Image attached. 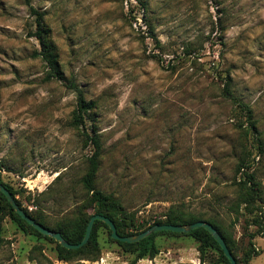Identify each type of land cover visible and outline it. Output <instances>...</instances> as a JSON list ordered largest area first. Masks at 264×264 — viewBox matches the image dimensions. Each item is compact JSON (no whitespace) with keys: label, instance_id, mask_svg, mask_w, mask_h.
<instances>
[{"label":"rangeland","instance_id":"obj_1","mask_svg":"<svg viewBox=\"0 0 264 264\" xmlns=\"http://www.w3.org/2000/svg\"><path fill=\"white\" fill-rule=\"evenodd\" d=\"M63 79L32 35L24 0H0V179L53 227L78 211L92 147L72 125L80 89L101 140L96 186L140 220L170 206L213 219L242 259L264 264V0H31ZM229 91L246 111L222 95ZM71 85L73 87H71ZM244 171L237 170L238 165ZM261 196L237 206L245 174ZM261 206V209H259ZM91 213V210H88ZM264 225V219H263ZM96 258L59 260L55 244L2 222L0 264H127L98 228ZM135 264H224L194 238L160 234Z\"/></svg>","mask_w":264,"mask_h":264},{"label":"trees","instance_id":"obj_2","mask_svg":"<svg viewBox=\"0 0 264 264\" xmlns=\"http://www.w3.org/2000/svg\"><path fill=\"white\" fill-rule=\"evenodd\" d=\"M24 1L28 6L30 14L34 17L35 31H33L32 35L35 36V38L39 41L41 47L38 55L41 56L42 60L48 67L45 78L48 80L51 78L59 80L63 79V76L56 62L53 59V55L49 51V43L46 40L48 31L45 28L43 22L44 12L39 11L37 8H35L31 4V0ZM71 87L73 86L71 85ZM73 88L76 93V108L73 112L72 125L76 128L81 127V135L85 144L92 147V152L86 159V171L81 178V182L86 191V194L83 198V201L81 202L80 208L73 217L62 219L58 221L53 227H50L46 224V218L42 214L33 213L27 208L22 207L20 201L15 197V191L13 190V188L0 179V183H2L11 192L15 201L31 218L51 230L60 232L61 235L70 243H78L82 240L89 218L94 214H101L110 218L116 226L117 233L123 236L139 233L153 224L167 223L175 225H185L198 220H204L211 223L224 238L232 256L236 261V264H249L251 258L254 255H258V252L255 250L253 243H251L242 259H238L234 254V247L230 237L222 232L220 227L213 219L204 218L203 216L198 215L194 212L186 211L181 205L170 206L166 213L163 215V218L162 216H159L157 218H154L152 221L147 222L145 220L138 219L135 213L127 211L121 204L120 198H117L113 193L105 192L99 189L96 186V177L100 168L102 144L99 135L95 131L90 130L85 125L87 116L89 115V111L94 108L95 103L91 100L87 101L80 89L76 87ZM221 92L224 97L230 98L233 103H236L237 105L242 107L246 111L247 117H251V110L249 106L240 101L236 96H234L227 88V84L222 88ZM244 166L245 165H242L241 163L240 165H238L237 170L239 172L244 171ZM242 186L243 189H241L239 193V201L237 202V206L242 204L244 205V207L254 208L255 206H257V201H260L261 196L259 194L258 187L254 182L252 174H245V179H243L242 181ZM259 209H261V206ZM88 210H91L92 212L89 213ZM5 217H8L22 231L32 233L39 238H45L48 241L54 243L57 258L63 261H69L76 257H78L79 259L96 258L100 252L98 228L103 226L107 230L110 241L121 246L124 251L134 253L133 259L127 264H135L137 260L141 258L153 257L154 255H156V253L158 252V248L154 241V238L155 236L160 234L190 236L198 241V248L201 252L206 250L205 248H213L219 252L220 256L224 260V264H230V260L224 255L220 245L215 241L210 233L202 227L193 229L187 233L156 231L137 242L127 243L113 239L110 236L111 231L109 227L103 221L96 220L94 222L88 241L80 248L67 249L62 247L53 238L41 234L28 222L22 219L15 212L4 193L0 191V242L2 240V222ZM252 219L254 224L257 226V232L263 230V215L256 213Z\"/></svg>","mask_w":264,"mask_h":264},{"label":"water","instance_id":"obj_3","mask_svg":"<svg viewBox=\"0 0 264 264\" xmlns=\"http://www.w3.org/2000/svg\"><path fill=\"white\" fill-rule=\"evenodd\" d=\"M0 191L4 193L6 196L7 200L15 210V212L26 222H28L34 229L39 231L41 234L49 236L53 238L55 241H57L62 247L67 248V249H77L83 246L89 239L94 222L96 220L103 221L110 229V236L118 241L121 242H127V243H132V242H137L150 234L156 232V231H172V232H177V233H187L193 229L202 227L205 230H207L210 235L215 239V241L220 245L224 255L230 260V264H236V261L234 257L232 256L224 238L221 236V234L217 231V229L208 221L204 220H198L190 224H185V225H175V224H153L149 226L147 229L136 233L132 235H119L117 233V229L113 221L108 218L105 215L101 214H94L89 218V221L86 226V231L85 234L82 238V240L78 243H70L68 242L60 232L54 231L49 229L48 227H45L35 221L33 218H31L20 206L19 204L15 201L14 197L12 196L11 192L2 184L0 183Z\"/></svg>","mask_w":264,"mask_h":264}]
</instances>
